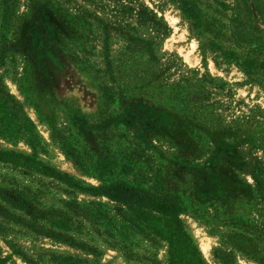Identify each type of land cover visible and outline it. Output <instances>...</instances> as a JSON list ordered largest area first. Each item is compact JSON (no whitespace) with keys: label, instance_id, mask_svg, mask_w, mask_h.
I'll return each instance as SVG.
<instances>
[{"label":"rangeland","instance_id":"1","mask_svg":"<svg viewBox=\"0 0 264 264\" xmlns=\"http://www.w3.org/2000/svg\"><path fill=\"white\" fill-rule=\"evenodd\" d=\"M137 2L167 33L154 54L158 63L146 61V51L133 53L122 76L114 66L123 41L110 40L108 61L127 85L119 106L97 90L98 76L108 73L97 29L91 38L93 15L107 20L108 9L91 0H9L7 9L0 0V46H11L0 63V151L29 157L81 187L98 186L105 165L142 188L174 190L182 198L179 219L204 264H262L264 190L244 188L220 206L210 202L206 182L194 186L185 163L201 165L210 156V126L218 128L216 140L236 146L221 153V174L251 186L256 168L264 175V82L232 63L215 64L171 0ZM56 29L64 34L58 43ZM134 29L135 36L149 34ZM177 83L189 96H203L205 108L171 100ZM12 103L33 126V146L17 134ZM31 162L0 161L1 264H167L164 240L136 231L116 203Z\"/></svg>","mask_w":264,"mask_h":264},{"label":"trees","instance_id":"2","mask_svg":"<svg viewBox=\"0 0 264 264\" xmlns=\"http://www.w3.org/2000/svg\"><path fill=\"white\" fill-rule=\"evenodd\" d=\"M171 1L175 3L187 23L189 31L197 39L200 50L210 52L215 64L232 63L243 70L245 75H258L264 82V30L260 28L261 23L264 22V3L261 0ZM92 3L99 10L108 9L107 20H101L97 15H93L94 25L91 24V38L95 36V29L100 33L98 38L101 40L102 51L105 55V73H108L106 80L98 76L97 79L100 81L97 83V90L107 96L105 101L108 100L111 103L116 101L120 106V98L126 92L127 85L118 76H114L112 64L108 61L110 40L120 38L123 41L122 53L118 57L119 62L114 66L121 75L127 64L124 61L128 60V57L133 53L146 51V61L158 63L154 54L158 41L166 35L167 30L162 21L154 13L140 5L137 0H91ZM1 4L8 9L9 0H1ZM38 4V1L31 3V5ZM46 7L45 4H42L41 9H48ZM4 12L6 13V11ZM135 27L146 29L149 34L145 37H141L139 34L135 36ZM62 35L64 34L56 29L52 39L58 43V40L64 38ZM10 47L6 44L0 46V63L8 58ZM22 52L26 53V50H22ZM186 80L188 79L186 78ZM174 87L175 90H170L171 100H186L187 105L191 103L194 107L196 106V109L205 108L203 96L193 92H190L193 94L189 96V93L182 92L183 89L178 86V83L174 84ZM158 89L160 90V88ZM113 97L116 99L114 100ZM3 98L5 99L6 96ZM11 107L17 134L22 136L27 144L33 146L36 134L32 124L22 115L17 104L12 103ZM116 124L117 126L123 125L120 121H117ZM204 128L207 138H209L206 143L210 145V149L213 148V151L201 165L185 163V169L192 171L191 174L195 179L194 186L202 188L203 181L206 182L208 190L212 193L210 202L220 204V206L228 205V202H222V200L225 198L234 199V195L244 188L250 192L264 190V175L257 168L252 175V186L245 184L236 174L220 173L222 171L219 169L221 153L225 150L233 151L236 146L233 143L226 144L220 139L216 140L219 136L218 128L210 126ZM189 131H192L191 127ZM117 150L110 151V157L116 155ZM14 159L31 162L29 157L0 151V161L9 162ZM237 161L241 162L239 159ZM31 163L37 166L42 174L67 186L96 196H104L109 201L116 203L118 209L132 221L136 231L143 233L145 230H149L151 234L164 240L167 264H204L179 219L182 211V198L176 191L155 190L151 187L142 188L122 178L123 172H112L113 168L106 169L105 165L97 174V179L100 182L98 186L81 187L65 175L38 161L33 160ZM125 167H127L126 164L119 165L120 169ZM180 168L184 169L183 166ZM261 263L264 264V262Z\"/></svg>","mask_w":264,"mask_h":264}]
</instances>
